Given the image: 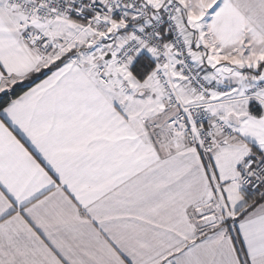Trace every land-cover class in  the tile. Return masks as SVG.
<instances>
[{
    "label": "snow or ice",
    "instance_id": "snow-or-ice-1",
    "mask_svg": "<svg viewBox=\"0 0 264 264\" xmlns=\"http://www.w3.org/2000/svg\"><path fill=\"white\" fill-rule=\"evenodd\" d=\"M0 264H264V0H0Z\"/></svg>",
    "mask_w": 264,
    "mask_h": 264
}]
</instances>
